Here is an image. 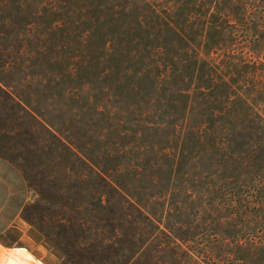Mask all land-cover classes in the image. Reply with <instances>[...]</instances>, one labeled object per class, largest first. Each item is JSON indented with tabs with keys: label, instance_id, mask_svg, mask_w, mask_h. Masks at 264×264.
Wrapping results in <instances>:
<instances>
[{
	"label": "rangeland",
	"instance_id": "obj_1",
	"mask_svg": "<svg viewBox=\"0 0 264 264\" xmlns=\"http://www.w3.org/2000/svg\"><path fill=\"white\" fill-rule=\"evenodd\" d=\"M236 1L245 21L241 17L239 23L231 22L240 15L232 19L226 14L225 0H203L205 24L195 32L196 43L182 48L174 44V50L169 53L157 43L106 44L105 52H98L102 67L105 66L102 70H98L94 58L91 60L88 44L79 46L65 37L46 43L48 29L0 26V85L4 89V93L0 92V140L9 153L29 152L32 139L36 144L33 153L41 154L51 144L56 150L58 138L75 142L84 151L105 150L108 181L120 180L131 202H137L135 197L139 192H145L140 194L144 200L152 198V203L146 205L157 215L154 224L160 227L154 232H106L116 236V244L103 257L100 250H95L94 264H184L183 252L189 248L176 238L191 222L198 223L199 218H204L195 196L201 194L206 183L204 175L214 174L218 168L216 161L223 156L213 143H194L195 127L190 119L185 129H181L183 117L175 115V103L183 98L181 91L194 94L200 87L210 91H197V100L199 93L205 92L217 106H231L235 97L230 95L229 99L218 100L212 87L227 83L225 87H230V92L245 89L246 83L234 85L232 76L241 72L240 67L248 65L250 69L256 63H264V39L250 47L253 37L250 27L254 24L249 22L250 16H257L262 20L257 25L264 26V0ZM177 4L175 0H164L160 6L175 10ZM242 34H247L248 39ZM48 60H51L49 65ZM191 62L197 69L195 81L185 69ZM139 71L146 76L153 75L152 87L147 93L139 85L142 82ZM172 71L177 74L175 82L168 78ZM160 89L166 96L159 94ZM256 101L260 104L258 117L264 120V98L247 99L253 105ZM147 129L155 140L174 136L182 140L173 174L170 172L174 186L165 197L157 193L153 173L145 180L142 170L138 172L148 152L142 149V134ZM17 140L26 143L25 149L16 145ZM171 146L175 144L165 142L167 150ZM56 155L50 156V160ZM23 162L10 165L0 159V247L6 253L19 251L30 255L36 264H65L62 252L26 219L27 207L39 203L42 214L60 221L62 211L56 207L60 200L53 199L50 205L37 202L42 195L28 187L23 172L39 168H26ZM40 162L34 163L42 165ZM155 174L158 176V172ZM111 198L121 200L123 195L116 192ZM207 229L206 232L195 230L205 236L212 234L210 244L220 245L224 253L218 264H259V261H249V255L238 254L233 260L231 252L238 249L248 254L264 250L259 239L264 238V228L255 230L258 232H237L241 236L238 240L221 237V232H215L214 227Z\"/></svg>",
	"mask_w": 264,
	"mask_h": 264
},
{
	"label": "trees",
	"instance_id": "obj_2",
	"mask_svg": "<svg viewBox=\"0 0 264 264\" xmlns=\"http://www.w3.org/2000/svg\"><path fill=\"white\" fill-rule=\"evenodd\" d=\"M163 1L0 0V26L48 29L46 35L49 38L45 40L46 43L65 37L79 46L88 44L91 60L94 58L98 70H102L105 66L102 67L99 59L101 54L98 52H105L107 45H120L124 42L157 43L169 53L174 50L175 45L182 48L196 43L195 32L205 24V20H202L206 16L203 0H175L179 5L175 10L161 7ZM224 4L228 5L224 12L232 16V19L236 14L240 15L231 22L239 23L241 17L245 21L244 13L236 7L239 4L236 0H225ZM195 7L199 8L195 10ZM250 18L249 22L254 24L250 27L253 33L251 47L257 41L261 42V38L264 39V26L257 25L262 21L257 16ZM242 36L248 39L247 34ZM50 61L48 60V65ZM194 64L191 62L185 67L186 71L192 73V80L195 76L197 78ZM248 68V65L240 67L241 72L232 76L234 85L246 83L245 89L236 88L230 92V87H225L227 83L212 87L215 90L212 93L218 100L229 99L230 95L235 97L236 101L231 106H217L205 92L199 93L197 100V91H210L209 88L200 87L195 89L194 94L181 91L184 99L175 103V115L183 117L181 129H185L190 119L191 125L195 127L192 133L194 143H213L223 156L216 161L217 171L204 175L206 183L202 186L201 194L195 196L199 200L198 206L202 207L204 218H199L198 223L197 220L191 222L190 227L180 231L182 233L176 238L189 248L187 252H183L181 261L184 264L221 262L224 252L219 244H210L213 235L205 236L204 233L196 232L197 230L206 232L208 227H214L215 232H221V237L238 240L241 236L237 232H258L255 230L264 228V120L258 117L261 113L259 102L256 101L255 105L247 102L252 97L259 100L264 98V63H256L253 68ZM152 76L141 73L142 82L139 85L145 93L152 87ZM176 76L174 71L169 73V81L172 79L175 82ZM204 79L206 82V77ZM212 82L211 80L210 83ZM0 92L4 93L1 85ZM158 92L166 96L161 89ZM149 134L148 129L142 134V149L143 152H148L142 158V169L139 167L138 172L142 170V179L145 180L153 173V185H156L157 193L165 197V193L174 186L171 174L182 140L175 136L155 140ZM157 134L160 135V132ZM165 142L174 143L175 146L167 150ZM15 143L25 149L26 143L20 140ZM3 144L0 140L1 160L10 165L24 161L26 168H39L23 172L28 187L42 195V199L37 202L50 205L53 199L60 200L56 204L62 211L60 221L54 216L47 218L42 214L39 203L27 207L26 219L36 225L54 247L62 252L66 258L65 264H94L95 250H100L101 257L106 255L116 244V236L106 232H154L160 227L156 228L154 218L157 215L150 212L146 205L152 203V198L144 200L140 194L145 192H139L135 197L137 202H131L126 186L116 180L115 175V180L108 181L105 150L84 151L79 144L58 138L56 150L51 144L50 148L44 147L43 153L41 151V154H36L32 152L36 145L32 139V150L30 148L29 152L11 155ZM53 154L57 155L50 160L49 157ZM35 161H41L42 165L35 164ZM217 175L220 178L215 180ZM116 192L123 195L121 200L111 198V194ZM167 239L171 238L167 235ZM259 239L262 240L260 247H264V238ZM238 254H242V257L249 255L251 262L259 261L260 264L264 261V250L243 254V251L238 252L237 249L236 252L234 249L231 252L233 260Z\"/></svg>",
	"mask_w": 264,
	"mask_h": 264
},
{
	"label": "bare ground",
	"instance_id": "obj_3",
	"mask_svg": "<svg viewBox=\"0 0 264 264\" xmlns=\"http://www.w3.org/2000/svg\"><path fill=\"white\" fill-rule=\"evenodd\" d=\"M35 262L34 257L30 255L27 256L19 251L6 253V251H3L0 247V264H36ZM40 264L42 263L40 262Z\"/></svg>",
	"mask_w": 264,
	"mask_h": 264
}]
</instances>
